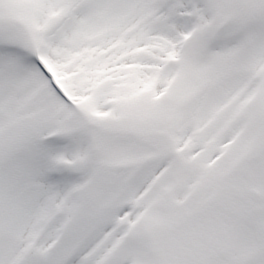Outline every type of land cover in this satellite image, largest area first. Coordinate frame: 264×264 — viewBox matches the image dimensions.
Segmentation results:
<instances>
[{
    "label": "snow or ice",
    "instance_id": "snow-or-ice-1",
    "mask_svg": "<svg viewBox=\"0 0 264 264\" xmlns=\"http://www.w3.org/2000/svg\"><path fill=\"white\" fill-rule=\"evenodd\" d=\"M0 264H264V0H0Z\"/></svg>",
    "mask_w": 264,
    "mask_h": 264
}]
</instances>
